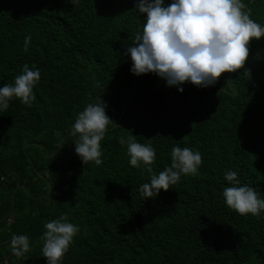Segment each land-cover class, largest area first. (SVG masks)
<instances>
[{"label":"trees","instance_id":"trees-1","mask_svg":"<svg viewBox=\"0 0 264 264\" xmlns=\"http://www.w3.org/2000/svg\"><path fill=\"white\" fill-rule=\"evenodd\" d=\"M135 2L0 0V87L25 64L40 71L31 106L13 98L0 110V222L9 216L0 263L12 255L1 264H47L44 224L64 213L80 231L60 264H264V212L241 216L223 198L232 170L264 199V37L250 41L244 68L214 85L169 87L130 71L125 53L146 22ZM241 2L264 26V0ZM99 99L113 123L102 164L83 165L71 125ZM129 135L151 143L156 174L170 166L174 146L199 151L202 164L145 199L139 189L150 176L119 143ZM13 235L29 238L25 256L12 253Z\"/></svg>","mask_w":264,"mask_h":264},{"label":"clouds","instance_id":"clouds-1","mask_svg":"<svg viewBox=\"0 0 264 264\" xmlns=\"http://www.w3.org/2000/svg\"><path fill=\"white\" fill-rule=\"evenodd\" d=\"M67 2L75 5L79 0ZM135 8L146 15V22L125 53L132 61L130 71L137 76L154 73L169 87L186 82L202 88L214 85L223 74L244 68L250 41L264 37V26L250 18V10L245 11L241 0H171L167 5L164 0H136ZM30 41L31 36L25 37L24 51ZM39 80V69L25 64L13 84L0 87V110H6L13 98L31 106L35 100L33 88ZM178 90L182 92L183 88ZM111 123L101 99L88 103L78 113L70 134L76 137L74 151L83 165L102 164L101 141ZM119 143L127 145L129 164L142 167L150 176V181L139 189L145 199L154 198L161 190L168 191L182 176L196 175L202 164L199 151L174 146L170 166L156 174L151 167L156 159L151 143H138L132 135L120 137ZM223 178L231 185L223 189L228 208L241 216H260L264 212V199L252 187L241 185L235 171H225ZM44 228L42 256L47 264H60L79 226L69 222L64 213L45 223ZM9 244L16 257L30 251L26 235H13Z\"/></svg>","mask_w":264,"mask_h":264},{"label":"water","instance_id":"water-1","mask_svg":"<svg viewBox=\"0 0 264 264\" xmlns=\"http://www.w3.org/2000/svg\"><path fill=\"white\" fill-rule=\"evenodd\" d=\"M18 190H19V189H18ZM16 192H17V191H16ZM16 192H15V193H16ZM51 192H52V191H51V188H50V194H51ZM14 198H15V195H13V197H12L13 204H14ZM13 211H14V210H13ZM8 217H9V216H7L5 219H3V221H1L0 224H1L2 222H4ZM6 242H8V240L4 241L3 244L6 243ZM10 257H11V256H9V258H10ZM7 259H8V258H6L4 261H6ZM4 261H3V262H4ZM3 262H1V263H3ZM1 263H0V264H1Z\"/></svg>","mask_w":264,"mask_h":264},{"label":"rangeland","instance_id":"rangeland-1","mask_svg":"<svg viewBox=\"0 0 264 264\" xmlns=\"http://www.w3.org/2000/svg\"><path fill=\"white\" fill-rule=\"evenodd\" d=\"M9 256L12 257V255H9ZM9 256H6V257H5V259L8 258L6 261H8V260L11 258V257L9 258ZM5 259H4V260H5Z\"/></svg>","mask_w":264,"mask_h":264}]
</instances>
